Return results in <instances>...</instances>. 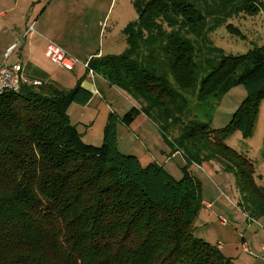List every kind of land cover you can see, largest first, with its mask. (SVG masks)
<instances>
[{
    "label": "trees",
    "instance_id": "1",
    "mask_svg": "<svg viewBox=\"0 0 264 264\" xmlns=\"http://www.w3.org/2000/svg\"><path fill=\"white\" fill-rule=\"evenodd\" d=\"M258 5L263 12L264 0H135L127 51L90 61L138 100L189 163L223 160L251 189L253 165L224 141L253 132L264 99V44L233 56L207 40L224 24L233 34L229 21L257 15ZM245 84L250 95L223 130L187 111L190 96L218 103ZM90 99L80 85L61 97L28 85L0 93V264H233L195 235L204 200L187 167L177 181L158 164L143 167L122 154L113 116L101 146L83 141L68 111ZM139 113L133 108L121 121L130 126Z\"/></svg>",
    "mask_w": 264,
    "mask_h": 264
},
{
    "label": "rangeland",
    "instance_id": "2",
    "mask_svg": "<svg viewBox=\"0 0 264 264\" xmlns=\"http://www.w3.org/2000/svg\"><path fill=\"white\" fill-rule=\"evenodd\" d=\"M133 1L125 0L123 4V17L127 21L137 18ZM128 7L129 11H127ZM258 8L261 13L257 15L240 14L229 21L234 27L233 34L227 29V24L218 27L208 36V46L216 47L227 55L233 56L248 54L255 47L262 46L264 44V10L262 12L259 5ZM204 51L205 49H201L200 52ZM201 69L202 75L210 71L206 65H203ZM250 88L251 86L246 84L233 87L218 103L216 99L199 103L196 102L197 95L190 96L187 111L191 114V118L210 124L213 130H223L229 125L243 101L249 97ZM120 90L117 92L121 100L128 99L131 104V100L138 101L126 91ZM95 100L93 107L86 111L82 104L74 103L68 111V116L84 142L99 147L104 141L102 131H105V124L102 122V117L106 108L109 107V113L115 114L117 108L124 107L126 102L118 103L117 106L109 101L106 106L103 100L99 98ZM142 116L146 118L145 114ZM138 124L140 121L134 125V130ZM153 126L151 123L149 126H143L144 131L138 140L136 137L120 138L124 131L121 127H116L118 150L122 154L130 150L136 155L137 151L144 153L148 149L150 152L148 155L158 157V161L162 164L166 155L167 157L175 155L176 157L170 160L164 169L175 180L180 181L183 178V169L187 167V171L202 189L203 200L212 205L210 209L202 208L199 212L196 221V237L214 247H221L223 255L233 264H264V201L261 198H264V99L261 101L252 134L245 137L241 131H236L224 141L229 148L244 155L253 165L254 174L250 177L253 182L252 189L246 184L245 179L236 170L229 169L223 160H206L202 161L201 165L189 163L182 150L176 148L173 141L167 137L177 152L173 154L162 134ZM156 132H159L158 136L153 134ZM153 142L155 144L151 146ZM140 163L143 167H147L151 162L142 160Z\"/></svg>",
    "mask_w": 264,
    "mask_h": 264
},
{
    "label": "crops",
    "instance_id": "3",
    "mask_svg": "<svg viewBox=\"0 0 264 264\" xmlns=\"http://www.w3.org/2000/svg\"><path fill=\"white\" fill-rule=\"evenodd\" d=\"M124 1L0 0V67L21 65L23 67L22 77L26 80L42 82L41 87H34V89L48 97H61L80 85L84 91L91 94L90 101L83 104L85 111L93 107L96 98L103 100L106 106L109 101L117 106L118 103L126 102L124 107L117 108L115 114L109 113V107L106 108L104 117H102L105 127L110 116H113L117 120L116 127L119 126L124 131L120 138L136 137L138 140L144 131L143 126H149L151 123L162 134L168 147H171L175 154L177 152L171 145V141L147 115L146 118L142 116L144 115L143 112L141 113L142 106L137 101L131 100V104L127 98V100H121L117 92L120 89L96 73L88 75V71L82 65L90 58L120 56L127 51L125 30L137 18L130 21L124 19L122 12ZM129 10L128 7L127 11ZM50 43L61 47L80 60L74 71L68 72L51 63L45 56L46 48ZM14 46H16L15 50L6 59L8 50ZM129 105L131 109H140V113L135 121L127 126L121 120L131 110L128 108ZM139 121L137 130H134V125ZM159 132L153 134L158 136ZM102 133L104 135V130ZM154 144L155 142L151 143V146ZM123 153L138 156L140 161L147 160L151 162L150 164L155 163L163 168L176 157L166 155L162 164L158 161V157L148 155L150 153L148 149L144 153L137 151L136 155L130 150ZM211 207L212 205L204 200L203 208L210 209Z\"/></svg>",
    "mask_w": 264,
    "mask_h": 264
},
{
    "label": "built area",
    "instance_id": "4",
    "mask_svg": "<svg viewBox=\"0 0 264 264\" xmlns=\"http://www.w3.org/2000/svg\"><path fill=\"white\" fill-rule=\"evenodd\" d=\"M32 30V29H31ZM16 46L10 48L7 52L6 59L10 57ZM45 56L57 67H60L68 72L74 71L80 60L66 52L61 47L50 43L45 51ZM88 59L82 65L88 71V75H95V72L90 68V61ZM23 67L15 65L12 67H0V93L4 90H19L22 86L28 85L32 87H41L43 84L37 80H26L22 77Z\"/></svg>",
    "mask_w": 264,
    "mask_h": 264
}]
</instances>
